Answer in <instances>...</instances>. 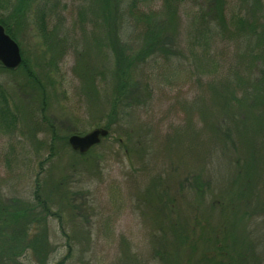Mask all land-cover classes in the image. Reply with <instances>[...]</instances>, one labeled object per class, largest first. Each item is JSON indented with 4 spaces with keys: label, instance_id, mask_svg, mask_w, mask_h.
I'll return each mask as SVG.
<instances>
[{
    "label": "rangeland",
    "instance_id": "obj_1",
    "mask_svg": "<svg viewBox=\"0 0 264 264\" xmlns=\"http://www.w3.org/2000/svg\"><path fill=\"white\" fill-rule=\"evenodd\" d=\"M7 2L27 70L0 68L14 114L0 129V264H264V149L250 156L220 105L258 74L264 37L255 47L230 22L260 35L264 0H222L223 26L212 0ZM149 27L158 48L137 60ZM235 75L248 83L229 85ZM96 127L99 144L70 148ZM25 206L41 245L15 253L7 229Z\"/></svg>",
    "mask_w": 264,
    "mask_h": 264
},
{
    "label": "trees",
    "instance_id": "obj_2",
    "mask_svg": "<svg viewBox=\"0 0 264 264\" xmlns=\"http://www.w3.org/2000/svg\"><path fill=\"white\" fill-rule=\"evenodd\" d=\"M9 2V1H8ZM7 0H3L4 6L0 2V7H3L6 9V4H8ZM213 6H214V17L216 18V21L219 23L220 26L224 25V17H223V11H222V0H212ZM103 3L107 4L110 3V0H103ZM134 4H131L133 6ZM22 6V5H21ZM26 7V2L23 5V9ZM16 10V8H15ZM19 14L22 13V10H17ZM16 13V12H15ZM106 13H102V16H105ZM17 16V15H14ZM114 16V15H113ZM39 18L43 19V13H40ZM108 20H111L112 13L108 14ZM137 19L143 21V23L151 22L152 17H149L147 14L142 13L137 17ZM9 16H2L0 15V24L4 27L5 32L9 34L14 39V34L12 32V29L10 25L8 24ZM107 19L105 18V21ZM44 22H41L43 24ZM148 23V24H149ZM233 26V30L237 33H233L235 35L237 34H243V37H247L246 39H250L253 36H257V41L260 40L259 36L264 37V30L259 35L258 31L255 30L254 24L252 21H246L243 18H238L235 21L230 22ZM43 26V25H41ZM149 27L145 30L143 34L144 38V47L140 49L136 54L135 58L141 59L145 56V54L154 53L156 48H158V45H154L158 39H160V35L154 31H150ZM233 32V31H232ZM260 41L255 43V47L258 45ZM109 46L112 48L113 53L118 54L120 57V60H122L121 56L128 51L129 47H126L125 44H119V41L116 39V37L113 38L112 46L111 43H109ZM160 48V47H159ZM261 60V66L258 68V74L257 76L250 81L249 83L245 81V78L242 77L245 83H243L242 79L235 75L233 79L228 80L229 85H239L242 86L246 83H248V88L245 91V96L242 99H239L235 93L234 90H232L231 86L229 88H225L227 91L226 96L223 100V105L221 106L224 110H230L231 116L230 119L232 121V128L234 129L235 136H237V140L239 143H243L245 145L249 146L248 152H250V156H253V158H256V155H259L262 149H264V53L260 55ZM122 62V61H121ZM123 64V62H122ZM26 68V62L25 60L21 61V64L17 68ZM0 68L6 69L3 66L0 65ZM10 70V69H6ZM118 70L120 72L121 68L120 65L118 66ZM28 72V71H27ZM123 72V71H122ZM121 72V73H122ZM124 74V72L122 73ZM29 75V74H28ZM30 76V75H29ZM35 80V78H34ZM244 89V88H243ZM242 89V90H243ZM0 129H9L10 126H12L14 122V114L10 110L5 98L4 93L0 89ZM219 106V105H218ZM235 108V109H234ZM107 129V128H106ZM108 130V129H107ZM257 147V151L253 149V147ZM79 154V153H78ZM85 154V153H84ZM83 155V154H79ZM33 199L39 203L43 207V210L47 209L46 200L42 198L41 193V185H40V179L39 176L36 177L35 180V189L33 193ZM29 203V202H28ZM27 209L22 208L19 211L21 213H27L24 219V223L18 227V229H15V227H8L7 234L9 235V240L11 242H17L20 245L18 247H15L14 250L15 253H18L20 249L23 250H36V247L38 245H41V235L39 236L36 234L33 236V240L28 237V232L30 231V225L28 220V213H30V208L25 206ZM33 207L31 208L32 211ZM7 214H13L11 207H7V211H5ZM10 230V233L9 231ZM31 253V252H30Z\"/></svg>",
    "mask_w": 264,
    "mask_h": 264
},
{
    "label": "water",
    "instance_id": "obj_3",
    "mask_svg": "<svg viewBox=\"0 0 264 264\" xmlns=\"http://www.w3.org/2000/svg\"><path fill=\"white\" fill-rule=\"evenodd\" d=\"M21 61L22 56L17 42L5 32L4 27L0 24V65L6 69H15L21 64ZM107 135L106 128L96 127L83 135L71 134L67 141L73 151L84 154L99 144L101 139Z\"/></svg>",
    "mask_w": 264,
    "mask_h": 264
}]
</instances>
